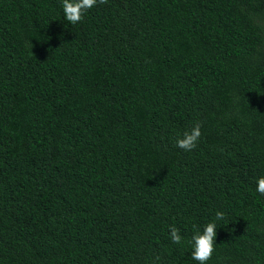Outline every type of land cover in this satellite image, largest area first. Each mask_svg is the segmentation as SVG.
Segmentation results:
<instances>
[{
	"label": "trees",
	"instance_id": "obj_1",
	"mask_svg": "<svg viewBox=\"0 0 264 264\" xmlns=\"http://www.w3.org/2000/svg\"><path fill=\"white\" fill-rule=\"evenodd\" d=\"M258 175L264 0H0V264H264Z\"/></svg>",
	"mask_w": 264,
	"mask_h": 264
},
{
	"label": "clouds",
	"instance_id": "obj_2",
	"mask_svg": "<svg viewBox=\"0 0 264 264\" xmlns=\"http://www.w3.org/2000/svg\"><path fill=\"white\" fill-rule=\"evenodd\" d=\"M98 0H62V10L64 19L69 24H75L80 21L84 13L96 5ZM104 2V0H99ZM201 135L199 124H195L189 131H185L180 138L176 140V146L184 151H190L196 147V142ZM255 191L264 195V175H258L255 178ZM225 220V213L217 211L214 219L207 222L202 230L194 232L190 244L192 248L191 257L199 264H206L214 251L216 230L218 223ZM169 235L174 244L182 241L179 229L175 226L169 227Z\"/></svg>",
	"mask_w": 264,
	"mask_h": 264
}]
</instances>
